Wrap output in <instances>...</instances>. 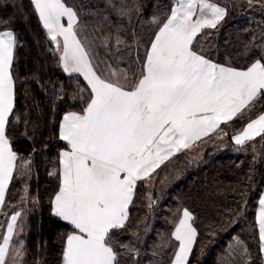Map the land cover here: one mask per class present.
<instances>
[{"label":"trees","instance_id":"16d2710c","mask_svg":"<svg viewBox=\"0 0 264 264\" xmlns=\"http://www.w3.org/2000/svg\"><path fill=\"white\" fill-rule=\"evenodd\" d=\"M64 2L77 12L78 34L89 31L84 24L110 18L116 26L113 33L122 29L132 38L134 21L129 22L125 0ZM139 3L146 18L165 5L162 0ZM6 30L16 34L11 68L15 102L7 137L19 158L4 211L28 182L26 198L20 202L28 225L22 264H63L67 235L75 230L52 210L60 189V153L68 148L59 137L60 122L68 112H83L91 90L80 75L62 69L32 0H0V32ZM204 32L200 38L210 50L196 49L212 62L238 69L257 60L264 63V0L228 6L222 22ZM263 111L262 96L219 131L168 160L151 175L156 177L149 182L153 186L138 182L127 223L109 234L116 264H169L177 249L172 220L185 209L192 213L197 231L188 264H226L224 256L234 238L246 247L248 264H262L255 212L264 188V134L243 146L234 145L232 138ZM223 132L224 138L218 137ZM144 225L152 230L145 239L148 244L136 241ZM152 240H160L163 250L156 251Z\"/></svg>","mask_w":264,"mask_h":264},{"label":"snow or ice","instance_id":"6c2138e0","mask_svg":"<svg viewBox=\"0 0 264 264\" xmlns=\"http://www.w3.org/2000/svg\"><path fill=\"white\" fill-rule=\"evenodd\" d=\"M32 3L58 48V37L63 38L64 71L81 74L91 90L82 114L69 112L60 125L59 137L70 150L60 153L61 185L52 210L77 230L67 235L63 264H116L109 234L124 227L136 182L264 96V63L257 60L246 70H237L194 51L197 34L215 28L225 10L209 0H177L155 34L141 78L125 89L93 70L76 38L77 15L72 8L62 0ZM198 10L199 18L194 19ZM62 17H67V27ZM14 45L11 32H0V204L17 159L6 136L14 106ZM261 134L264 113L233 140L242 145ZM16 218L12 217L9 235L0 246V264H4ZM191 219L185 210L175 228L179 247L173 264H187L196 237ZM257 222L264 250V197Z\"/></svg>","mask_w":264,"mask_h":264},{"label":"rangeland","instance_id":"374dc122","mask_svg":"<svg viewBox=\"0 0 264 264\" xmlns=\"http://www.w3.org/2000/svg\"><path fill=\"white\" fill-rule=\"evenodd\" d=\"M107 1L111 2V0H107ZM162 1L165 5L156 7L155 11L148 18H146L143 15V13L140 11L139 0H125L127 7L124 6V8L125 9L127 8L132 13V14L130 13V15L128 14L129 22L131 23L134 21L131 30L132 38H129L128 35H125V33L122 32V29H118L116 32L113 33V30L116 28V26L112 23V20L110 18H105L98 22L94 21L84 24L89 29V31L86 33L85 31L82 30L78 35L81 39L82 44L84 45L85 49L88 52L90 61L93 64V66L99 68L98 65H101L102 69H106V68L109 69L110 66L109 64H114V63L131 64L132 62H137V63L143 62L146 50L150 48L151 43L155 38V34L157 33V30L160 28L163 22L167 19L168 15L171 13V8L175 3V0H162ZM221 1L222 2L230 1L238 4L241 0H221ZM247 1H251V0H247ZM121 2L124 4V0H121ZM111 23L113 24V29ZM206 29H212V28H204L201 32H199L192 45L193 50L196 51L197 53H199L198 50H201V48L203 49V51L210 50L208 43L204 47L203 39L200 38V36L205 33L204 30ZM200 42L201 44L198 45ZM54 50L58 52V54L60 55L59 49H57L55 46H54ZM205 58L207 57L205 56ZM103 73H106L107 75L108 70L106 72L103 71ZM107 78L113 81L115 80L123 81L124 73H119V75L118 74L113 75V73H111ZM218 137L224 138V132L221 133ZM195 149H197V147ZM155 178L156 177L154 176L152 177L150 176L143 181H146L145 183L147 184V186L151 187L153 186L151 185V183L154 182ZM27 183L28 182H25V184L24 182L22 183V187L24 191L21 195H19L15 204L12 205L10 208L14 207L18 209L21 207L22 204L20 202L26 198L25 196L28 185ZM150 187H148L149 192H150ZM149 195H150L149 199L151 202L152 192H150ZM8 214H9L8 210L4 211V213L2 214V217L0 218V228L4 227L8 219ZM177 215L178 213L175 214V217L172 220V224L174 226L178 220ZM22 218L23 219L26 218L25 212L22 214ZM23 225L25 226L26 231H28V225L26 221L23 222ZM144 228L145 230L136 237L137 238L136 241L142 242L144 240L143 243L148 244L149 242H147V240L145 239L152 234V230L146 227V225H144ZM2 237H3V232L2 229H0V246L4 244V240ZM152 243L154 244L156 251L163 250L164 247L160 240H155V241L152 240ZM231 244L228 247L227 255L224 256L225 263L248 264V252L244 244L240 242L238 238H234ZM131 245L128 244L129 249ZM134 247H135L134 251L136 250L135 252H139L138 247L137 246ZM170 254L171 253L166 255L165 258H168ZM24 255H25L24 244L20 246V242L17 241L15 238L12 245L7 246V255L4 264H22ZM174 256L175 253L171 256L170 262H172ZM227 258L228 260L226 261Z\"/></svg>","mask_w":264,"mask_h":264},{"label":"crops","instance_id":"0c3cea01","mask_svg":"<svg viewBox=\"0 0 264 264\" xmlns=\"http://www.w3.org/2000/svg\"><path fill=\"white\" fill-rule=\"evenodd\" d=\"M242 1H245V0H241L238 4H240ZM62 2L67 6V7H69L65 2H64V0H62ZM209 2H211V3H215L216 5H218L219 7H222V8H224V10H225V15H224V17H223V19L225 18V16H226V14H227V7L228 6H230V5H238V4H236V3H234V2H227V1H224V2H222L221 0H209ZM176 3H177V0H175V3L173 4V7H175L176 6ZM70 8H72L73 9V11L76 13V15H77V12H76V10L73 8V7H70ZM171 15V13L168 15V17ZM38 16H39V14H38ZM197 18H199V10L197 11V15L194 17V19H197ZM223 19H221L220 21H219V23L220 22H222V20ZM164 22H166V20L164 21ZM163 22V23H164ZM42 23V22H41ZM61 23H63L64 24V26L65 27H67V17H62L61 18ZM218 23V24H219ZM217 24V25H218ZM43 25V24H42ZM77 25H78V15H77V23H76V25L74 26V31L76 32V38L81 42V39H80V37H79V35H78V33H77V31H76V28H77ZM216 25V26H217ZM160 27H162V25L160 26ZM45 29V28H44ZM46 30V29H45ZM203 30V29H202ZM201 30V31H202ZM159 31V29L157 30V32ZM200 31V32H201ZM3 32H11L12 34H13V36H14V38H15V45H14V49H13V59H14V53H15V48H16V34L14 33V31H11V30H6V31H3ZM46 32H47V30H46ZM48 33V32H47ZM49 35V34H48ZM198 35V34H197ZM197 37V36H196ZM196 37H195V39H196ZM194 39V40H195ZM58 41H59V44H60V47L58 48L57 47V44H56V42H53V44H54V46L57 48V49H59V51H60V57L63 55V38L62 37H58ZM193 43H194V41H193ZM81 44H82V42H81ZM82 46L84 47V45L82 44ZM84 49H85V47H84ZM150 50V48L148 49V50H146V53H145V56H144V60H143V62H141V63H137V62H132L131 64H127V63H117V64H109L110 66H109V69H102L101 68V65H98V67L99 68H96L95 66H93V64H92V67H93V70L94 71H96V73H97V75H99V76H101V78L102 79H105V80H108V81H110V82H112V83H118L120 86H122V87H124L125 89H130L140 78H141V76H142V73H143V67H144V63H145V61H146V54H147V52ZM85 51L87 52V50L85 49ZM88 53V52H87ZM88 58H89V60H90V57H89V55H88ZM91 62V61H90ZM213 63H215V62H213ZM60 64H61V67H62V69L64 70V68H63V63H62V61H61V59H60ZM217 64V63H216ZM220 65V64H219ZM225 67H228V66H225ZM12 68V67H11ZM237 70H246V69H238V68H236ZM108 70V74L106 75V73H103V71L104 72H106ZM65 72V71H64ZM113 72H115L116 74H118L119 75V73H124V80L123 81H121V80H115V81H113V80H111V79H109V78H107L111 73H113ZM11 73H12V71H11ZM65 73H67V74H69V75H80L83 79H84V77L81 75V74H79V73H73V72H65ZM85 82L87 83V81L85 80ZM13 93H14V102H15V88H14V81H13ZM264 97V96H263ZM261 97H258L254 102H253V104L255 103V102H257V101H259V99H260ZM252 104V105H253ZM252 105H249V107H251ZM248 107V108H249ZM13 108H14V106H13ZM248 108H246V109H248ZM246 109H244L243 110V112L246 110ZM69 113V112H68ZM68 113H66V114H64L63 115V117L65 116V115H67ZM263 113H264V111H263ZM82 114V113H81ZM239 116V115H238ZM237 116V117H238ZM10 117V116H9ZM63 117H62V119H61V122H60V125H61V123L63 122ZM237 117H235L234 119H236ZM257 118V117H256ZM256 118H254V119H256ZM233 119V120H234ZM254 119H252V120H254ZM232 120V121H233ZM251 121V120H250ZM249 121V122H250ZM231 121H229L228 123H230ZM248 122V123H249ZM228 123H226V124H228ZM223 125H225V123H221L220 124V126H219V128L218 129H216V131L215 132H212V133H210L208 136H210V135H212V134H214V133H216L217 131H219L221 128H222V126ZM246 125H247V123H246ZM246 125H245V127H246ZM244 129V128H243ZM243 129L239 132V133H237V134H234L233 135V137L234 136H236V135H238V134H240L242 131H243ZM261 135H263V134H261ZM261 135H259V136H261ZM6 136H7V125H6ZM208 136H205V137H203L202 139H204V138H206V137H208ZM259 136H255L253 139H251V140H248V141H246L244 144H242V145H238V144H236L235 143V141L233 140V138H232V142L234 143V145H236V146H243V145H245L246 143H248V142H250V141H252V140H254L255 138H258ZM8 138V137H7ZM202 139H200V140H197L195 143H193L188 149H185V150H183V151H186V150H189V149H191L192 147H194V146H196L197 145V143L199 142V141H201ZM8 141H9V145H10V147H11V149H12V151L16 154V157H17V159H16V161H15V167H14V169H13V172H12V178H11V180L8 182V184H7V187H6V190H5V194H4V200H3V203L2 204H0V218L2 217V214L4 213V210H5V203H6V199L8 198V191H9V188H10V185H11V183H12V180H13V178H14V175L16 174V169L18 168V158H19V156H18V154L16 153V151L13 149V147H12V144H11V142H10V140L8 139ZM66 144H67V142L66 141H64ZM68 146V145H67ZM68 150H70L69 149V147L67 148V149H65V150H63L62 152H64V151H68ZM183 151H180V152H178V153H176L174 156H176L177 154H179V153H181V152H183ZM174 156H172V157H174ZM171 157V158H172ZM170 158V159H171ZM170 159H168V160H170ZM167 160V161H168ZM167 161H165L161 166H163ZM160 166V167H161ZM159 167V168H160ZM159 168H157L156 170H158ZM155 170V171H156ZM154 171V172H155ZM153 172V173H154ZM153 173H151V175L153 174ZM150 175V176H151ZM149 176V177H150ZM61 177H62V166H61V164H60V185H61ZM148 178V177H147ZM147 178H145V179H147ZM145 179H143V180H145ZM143 180H138L137 182H136V186H135V189H134V194H133V197H132V202H133V200H134V197H135V193H136V187H137V184H138V182L139 181H143ZM262 197H264V188H263V191H262V193H261V195H260V197H259V201H258V205H257V207H256V212H255V222H256V226H257V231H258V238H259V246H260V251H261V255H262V264H264V250H262V242H261V240H260V236H259V225H258V222H257V218H258V216H259V211H260V199L262 198ZM55 199V198H54ZM132 202H131V204L129 205V207H128V217H129V211H130V207H131V205H132ZM53 209V208H52ZM186 210V209H185ZM185 210H182L181 212H180V215H179V217H178V220H177V222H176V224H175V226H174V228H173V230H172V237H173V239L175 240V237H174V235H173V233L175 232V228H176V226L178 225V223H179V221H180V219H182L183 218V212L185 211ZM190 214H191V216H192V219L189 221V223H191V225H192V227L193 228H195L194 227V224H193V215H192V213L189 211V210H187ZM25 212V215H26V210L24 209V207L21 205V207L20 208H18V209H16V208H14V207H12V208H10L9 209V214H8V219H7V221H6V223H5V225H4V227H1L0 229H2V232H3V240H4V238L6 237V236H8L9 235V233H8V225L10 224V223H12V217L13 216H16L17 218H16V221H15V223H14V225H13V231H12V233H11V238H10V240H9V243H8V246H11L12 245V243L14 242V240H15V238H16V240L17 241H19L20 242V246L21 245H23L24 244V241H25V236H26V234H27V232L28 231H26V228H25V226L23 225V222H25L26 220H27V215H26V218H22V214ZM17 214H19V215H17ZM57 217V216H56ZM57 218H59V217H57ZM59 219H61V218H59ZM62 220V219H61ZM127 220H128V218H127ZM127 220L125 221V224L127 223ZM62 221H64V220H62ZM65 223H67V224H69L67 221H64ZM70 225V224H69ZM70 226H72V225H70ZM73 227V226H72ZM74 228V227H73ZM75 231H77L76 229H74ZM195 230H196V228H195ZM74 231V232H75ZM73 233V232H72ZM71 234V233H70ZM196 238H197V231H196V237H195V241H194V243H193V246H192V250H191V252H190V254H189V256H188V260H187V264H188V262H189V259H190V256H191V253H192V251H193V248H194V245H195V242H196ZM175 242L177 243V249H176V251L178 250V247H179V242L178 241H176L175 240ZM176 253V252H175ZM5 259H6V256H5ZM174 259H175V256H174V258H173V260H172V262H170L169 264H173V261H174ZM5 261V260H4Z\"/></svg>","mask_w":264,"mask_h":264}]
</instances>
